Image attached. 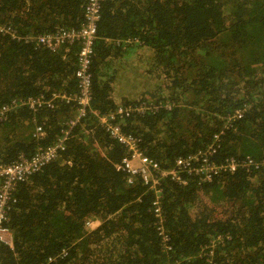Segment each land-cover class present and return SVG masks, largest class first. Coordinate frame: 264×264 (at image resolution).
I'll return each instance as SVG.
<instances>
[{
	"label": "trees",
	"instance_id": "trees-1",
	"mask_svg": "<svg viewBox=\"0 0 264 264\" xmlns=\"http://www.w3.org/2000/svg\"><path fill=\"white\" fill-rule=\"evenodd\" d=\"M86 4L0 0V23L14 33L0 34V105L53 104L0 121L1 163L56 144L78 117L79 45L51 51L34 39L78 29ZM124 68L145 80L138 97L137 83L118 90ZM91 72L93 101L65 150L6 207L0 264H264V0H104ZM141 103L153 110L116 121L158 163L159 198L140 176L127 185L117 166L128 150L99 120ZM211 146L217 165L240 166L209 183L161 178Z\"/></svg>",
	"mask_w": 264,
	"mask_h": 264
},
{
	"label": "built area",
	"instance_id": "built-area-1",
	"mask_svg": "<svg viewBox=\"0 0 264 264\" xmlns=\"http://www.w3.org/2000/svg\"><path fill=\"white\" fill-rule=\"evenodd\" d=\"M104 0H87L85 6L84 19L78 29L57 27L55 32L37 36L35 43L37 46H44L51 51H56L62 47L68 49L76 44L79 45L77 52V69L76 78L78 82V93L75 100L78 102L80 108L78 117L71 121L69 129L64 133L63 137L57 141L56 144L48 147H39L35 154L30 158L20 156L11 164H3L0 162V241L10 242L11 233L2 226L5 219L6 207L9 202L15 201L14 192L21 182L27 181L33 174L42 170L47 164L55 161L65 150V143L68 140L72 129L79 123L80 119L84 117L93 101L92 94V57L94 54V46L97 39V23L100 19V11L102 2ZM1 35H12L13 30L0 23ZM56 98L58 95H54ZM64 98V97H63ZM42 105L53 107L52 101L45 100L42 97L39 99L33 98H14L8 103L0 105V121H5L8 114L20 106H28L32 110H36ZM153 110V107L146 106L141 103L136 106H128L126 108L119 107L115 112L100 116V123L105 127L106 131L115 138L119 143L124 145L128 150V156L125 157L121 165L117 169L126 171L127 185L133 183L135 175L141 177L144 183L154 192L155 197L161 196L160 179L153 177V172L159 170L158 163L147 157L140 147V139L133 135L124 134L117 118L128 117L133 113H141L145 108ZM240 118L242 111H237L234 115ZM36 135H43L40 127L36 129ZM213 147L206 148L188 155L185 158H180L176 161V167L168 172H161V178L169 176L172 180L186 185L188 183L187 177H193L199 183H209L213 178L222 171L234 172L240 165L234 159H229L226 162L217 165L213 157ZM252 160H247L241 163L242 166L249 167L253 165ZM256 167L257 164H254ZM92 225V223H91ZM161 234H164L162 227H160ZM167 240V236H164ZM209 264V262H208Z\"/></svg>",
	"mask_w": 264,
	"mask_h": 264
},
{
	"label": "crops",
	"instance_id": "crops-1",
	"mask_svg": "<svg viewBox=\"0 0 264 264\" xmlns=\"http://www.w3.org/2000/svg\"><path fill=\"white\" fill-rule=\"evenodd\" d=\"M124 65H125V61H124ZM121 79L124 80L125 82H122ZM134 80L135 79L133 78L132 74H130L124 68V71H123V73L121 74V77H120V83L118 84V90L120 92H124L126 84L131 83L130 87H132L135 83H137L136 87L133 89V91L134 90L136 91V93H137L136 97H138L140 91L142 90V86H144L145 80H144L143 77L142 78H137V80H136L137 82H134ZM140 82L142 83V85H141ZM96 226H98V224H96L95 227Z\"/></svg>",
	"mask_w": 264,
	"mask_h": 264
},
{
	"label": "clouds",
	"instance_id": "clouds-1",
	"mask_svg": "<svg viewBox=\"0 0 264 264\" xmlns=\"http://www.w3.org/2000/svg\"><path fill=\"white\" fill-rule=\"evenodd\" d=\"M142 149V148H141ZM146 155V154H145ZM147 156V155H146ZM148 157V156H147ZM156 162V161H155ZM157 163V162H156ZM119 165H121V164H119ZM119 170V169H118ZM123 171V170H122ZM124 172H126V171H124ZM136 176H138V175H135L134 176V178H133V181H134V179H135V177ZM127 177H128V175H127ZM139 177V176H138ZM127 182V181H126ZM95 222H97V221H92V225H91V228H95V226H94V224H96Z\"/></svg>",
	"mask_w": 264,
	"mask_h": 264
},
{
	"label": "bare ground",
	"instance_id": "bare-ground-1",
	"mask_svg": "<svg viewBox=\"0 0 264 264\" xmlns=\"http://www.w3.org/2000/svg\"><path fill=\"white\" fill-rule=\"evenodd\" d=\"M96 224H98V222H95ZM159 230H160V227H159ZM160 232H161V230H160Z\"/></svg>",
	"mask_w": 264,
	"mask_h": 264
},
{
	"label": "rangeland",
	"instance_id": "rangeland-1",
	"mask_svg": "<svg viewBox=\"0 0 264 264\" xmlns=\"http://www.w3.org/2000/svg\"><path fill=\"white\" fill-rule=\"evenodd\" d=\"M96 224H94V226H95Z\"/></svg>",
	"mask_w": 264,
	"mask_h": 264
}]
</instances>
